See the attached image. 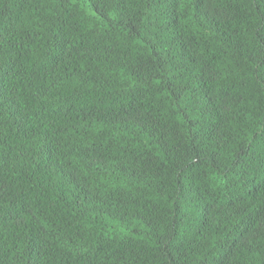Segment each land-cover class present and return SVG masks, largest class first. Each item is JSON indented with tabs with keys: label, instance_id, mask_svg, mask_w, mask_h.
I'll use <instances>...</instances> for the list:
<instances>
[{
	"label": "trees",
	"instance_id": "1",
	"mask_svg": "<svg viewBox=\"0 0 264 264\" xmlns=\"http://www.w3.org/2000/svg\"><path fill=\"white\" fill-rule=\"evenodd\" d=\"M0 264H264V0H0Z\"/></svg>",
	"mask_w": 264,
	"mask_h": 264
}]
</instances>
